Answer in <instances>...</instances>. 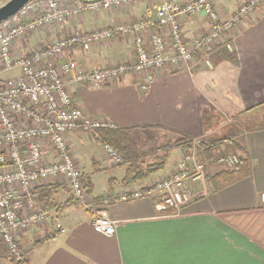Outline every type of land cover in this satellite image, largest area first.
Listing matches in <instances>:
<instances>
[{
	"label": "crops",
	"instance_id": "1",
	"mask_svg": "<svg viewBox=\"0 0 264 264\" xmlns=\"http://www.w3.org/2000/svg\"><path fill=\"white\" fill-rule=\"evenodd\" d=\"M246 1L215 0V8L228 20ZM160 3L137 2L45 27L22 40L16 50L25 54L73 33L154 16ZM181 24L190 46L210 30L209 20L201 15L184 18ZM231 39L235 53L228 56L236 62L223 59L216 49L214 67L207 69L198 51L190 63L192 72L188 64L156 71L147 92L141 89L142 74L98 88L70 87L75 102L90 117L107 120L120 131L117 142L128 157L124 161L120 154L123 164H111L101 142L84 133L67 136L85 174L87 192L97 202L145 189L172 174L186 152L180 146L170 147L184 134L201 142L199 159L206 183L187 182L194 199L177 213L158 214L150 198L111 203L105 209L116 222V234L107 237L94 227L93 215L74 203L63 178L46 180L34 194L66 232L50 238L53 220L20 235L26 264H264V5ZM62 60H75L86 69L132 63L133 38L66 51ZM139 137L151 146L146 153L131 144ZM159 138L169 142L159 145ZM237 147L246 152V163ZM44 151L45 161L55 159L47 141ZM231 154L240 158L237 170L217 164ZM156 165L161 170L134 182L138 169L146 173ZM7 260L11 262L9 253L0 244V264Z\"/></svg>",
	"mask_w": 264,
	"mask_h": 264
},
{
	"label": "built area",
	"instance_id": "2",
	"mask_svg": "<svg viewBox=\"0 0 264 264\" xmlns=\"http://www.w3.org/2000/svg\"><path fill=\"white\" fill-rule=\"evenodd\" d=\"M150 1L31 0L17 14L0 23V244L11 261L20 262L25 257L18 240L20 235L54 220L51 210L40 204L34 194L46 180L63 178L72 191L74 203L93 215L94 227L107 237L116 234V222L105 209L111 203L150 198L158 214L177 213L194 199L187 182L206 183L205 166L198 157L200 141L194 140L192 149L185 151L177 169L169 176L145 189L127 190L113 200L105 197L97 202L87 192L85 174L75 161L67 136L84 133L100 141V131L115 130V126L107 120L90 117L77 105L70 87L98 88L142 74L141 89L147 92L155 81L156 71L188 64L187 70L192 72L190 63L198 51L200 63L213 69V50L234 54L233 32L264 5V0H247L228 20L221 18L215 0H161L154 16L90 33H73L25 54L16 50L22 40L45 27L85 14ZM200 15L209 20L210 30L196 37L190 46L183 37L181 22ZM120 38H133L134 62L86 69L75 60H62L66 51ZM12 72L17 73L4 77ZM45 141L54 153L55 159L50 162L45 161ZM102 145L111 164H123L113 146ZM217 164L237 170L240 158L227 155L219 158ZM52 226L50 238L66 232L57 220Z\"/></svg>",
	"mask_w": 264,
	"mask_h": 264
},
{
	"label": "trees",
	"instance_id": "3",
	"mask_svg": "<svg viewBox=\"0 0 264 264\" xmlns=\"http://www.w3.org/2000/svg\"><path fill=\"white\" fill-rule=\"evenodd\" d=\"M91 1H96V0H91ZM221 57H223V59H229L231 62H236L235 60V57L233 58H229L228 54H226L225 52H221ZM233 56V55H231ZM119 130H102L100 131V142L102 144H109L111 146H113V148L115 150H117L119 152V155L121 154L123 156V160L126 161L128 159V157H125L123 155V152H122V149H121V145L118 144L117 140L119 138ZM193 139H191L189 136L187 135H181L180 138L178 139L177 142H175L173 144V146H171L170 148L172 147H175V146H180V147H183L186 150H191L192 149V145H193ZM200 144L201 142L199 143V149H200ZM169 148V149H170ZM199 149H198V157H199ZM237 149H239L241 151V154L243 156V158L241 159V162H247L248 160V156L246 154V152L242 149V148H239L237 147ZM134 166H137V165H134ZM154 169H151V170H148V172L144 173L143 171H136L135 173L137 174L136 176V179L134 182H138V181H141L142 179L146 178L147 176L153 174L154 172H157L159 170H161V165H156L153 166ZM138 168V166H137ZM133 181H131L130 183H134ZM13 264H26V262H24L23 260L20 261V262H13Z\"/></svg>",
	"mask_w": 264,
	"mask_h": 264
},
{
	"label": "water",
	"instance_id": "4",
	"mask_svg": "<svg viewBox=\"0 0 264 264\" xmlns=\"http://www.w3.org/2000/svg\"><path fill=\"white\" fill-rule=\"evenodd\" d=\"M31 0H11L0 9V23L11 18Z\"/></svg>",
	"mask_w": 264,
	"mask_h": 264
},
{
	"label": "rangeland",
	"instance_id": "5",
	"mask_svg": "<svg viewBox=\"0 0 264 264\" xmlns=\"http://www.w3.org/2000/svg\"><path fill=\"white\" fill-rule=\"evenodd\" d=\"M7 1H11V0H0V7H2L3 5V3H8ZM183 33V32H182ZM15 73H17V72H12V73H9V74H7L6 76H4L5 78H7V77H9V76H11V75H13V74H15ZM264 112V111H263ZM263 124H264V115H263ZM227 125H229V124H227ZM87 135H89V134H87ZM90 136V135H89ZM143 137H139V138H137V140L135 139V140H133L132 141V146H133V148L136 146L137 148H136V150L137 149H141L142 151H140L141 153L142 152H144V153H146L148 150H149V148L151 147L150 145H149V143L147 142V141H145V140H143L142 139ZM141 139V140H140ZM160 143H159V145L161 144H165L166 143V141H167V143L169 142L168 140H166V139H163V138H159V139H157ZM154 141H156V140H154ZM100 142V141H99ZM149 145V146H148ZM157 150V149H156ZM152 153H157L156 151H154V152H152ZM51 209H53V208H51ZM7 262V263H6ZM3 264H13L12 263V261L10 262V260H7V261H5V263H3Z\"/></svg>",
	"mask_w": 264,
	"mask_h": 264
},
{
	"label": "flooded vegetation",
	"instance_id": "6",
	"mask_svg": "<svg viewBox=\"0 0 264 264\" xmlns=\"http://www.w3.org/2000/svg\"><path fill=\"white\" fill-rule=\"evenodd\" d=\"M7 2L9 3V1H7ZM6 4H7V3H3L2 5L5 6ZM0 6H1V5H0ZM3 6H2V7H3ZM2 7H0V9H1Z\"/></svg>",
	"mask_w": 264,
	"mask_h": 264
}]
</instances>
